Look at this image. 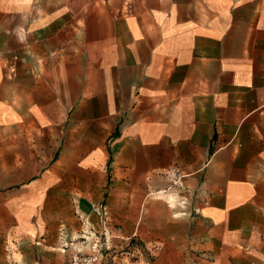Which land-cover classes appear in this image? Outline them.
Segmentation results:
<instances>
[{
    "label": "crops",
    "instance_id": "crops-1",
    "mask_svg": "<svg viewBox=\"0 0 264 264\" xmlns=\"http://www.w3.org/2000/svg\"><path fill=\"white\" fill-rule=\"evenodd\" d=\"M88 227L121 264H264V0H0V264Z\"/></svg>",
    "mask_w": 264,
    "mask_h": 264
},
{
    "label": "built area",
    "instance_id": "built-area-1",
    "mask_svg": "<svg viewBox=\"0 0 264 264\" xmlns=\"http://www.w3.org/2000/svg\"><path fill=\"white\" fill-rule=\"evenodd\" d=\"M178 179L173 184H178ZM102 224H106L107 210L104 205L95 207ZM111 234L107 230L101 233L88 227L82 230L80 235L71 240H65L62 248L70 249L64 264H100L104 253L110 248ZM66 238V237H64Z\"/></svg>",
    "mask_w": 264,
    "mask_h": 264
},
{
    "label": "rangeland",
    "instance_id": "rangeland-1",
    "mask_svg": "<svg viewBox=\"0 0 264 264\" xmlns=\"http://www.w3.org/2000/svg\"><path fill=\"white\" fill-rule=\"evenodd\" d=\"M131 241H132V240H131ZM131 243H132V242H131ZM140 244H142V242H140L139 245H140ZM131 245H135V243H134V244H131ZM131 245L128 246L129 249H127V250H125V251H130ZM130 253L132 254V258H131V260L135 259V258H134L135 255H134L132 252H130ZM148 253H150V251H149ZM103 255H104V258H103V264H121L120 261H119L120 253H118V256H116L117 253H116V254H111V252L106 251ZM115 256H116V259H114ZM147 257H148L149 260H152V259L154 258V253H150V254H148Z\"/></svg>",
    "mask_w": 264,
    "mask_h": 264
}]
</instances>
